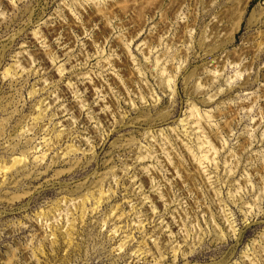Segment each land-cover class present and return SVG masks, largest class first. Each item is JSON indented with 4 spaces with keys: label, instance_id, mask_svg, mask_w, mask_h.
I'll list each match as a JSON object with an SVG mask.
<instances>
[{
    "label": "rangeland",
    "instance_id": "1",
    "mask_svg": "<svg viewBox=\"0 0 264 264\" xmlns=\"http://www.w3.org/2000/svg\"><path fill=\"white\" fill-rule=\"evenodd\" d=\"M0 264H264V0H0Z\"/></svg>",
    "mask_w": 264,
    "mask_h": 264
},
{
    "label": "bare ground",
    "instance_id": "2",
    "mask_svg": "<svg viewBox=\"0 0 264 264\" xmlns=\"http://www.w3.org/2000/svg\"><path fill=\"white\" fill-rule=\"evenodd\" d=\"M88 85H90L89 83L88 84H86L84 87H85V90H88L89 88L87 87ZM90 91H93V88H92V86H91V89H90ZM88 96H90L91 97V94L90 95H88ZM103 108H105V105H100L99 106V109H103ZM104 117V119H106V116H103ZM91 118H93V117H91ZM97 121L98 122H100L101 121V118H97ZM172 164V161L170 160L169 161V165H171ZM171 168V166L169 167V169ZM172 170V175H173V173H176V174H178V170H177V167H172L171 168ZM183 178H184V176H183ZM188 179H190V177H189V175H185V180H188Z\"/></svg>",
    "mask_w": 264,
    "mask_h": 264
}]
</instances>
